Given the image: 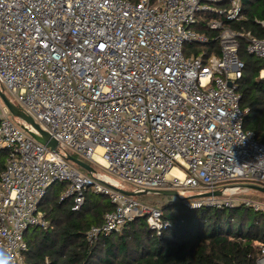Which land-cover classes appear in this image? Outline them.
<instances>
[{
    "label": "built area",
    "instance_id": "1",
    "mask_svg": "<svg viewBox=\"0 0 264 264\" xmlns=\"http://www.w3.org/2000/svg\"><path fill=\"white\" fill-rule=\"evenodd\" d=\"M206 15L224 19L208 27L221 54L187 57L186 45L211 41L196 30ZM244 19L242 0H0V91L58 143L55 152L35 141L0 96V149L10 152L0 261L26 264L25 233L49 228L41 203L56 184H66L60 200L73 211L90 189L114 206L88 232L91 244L141 216L159 235L171 227L161 209L115 189L175 191L191 210L244 205L264 214L234 199L248 191L238 184L264 187V144L244 128L239 37L262 60L264 38L227 25ZM67 154L97 173H80ZM215 191L223 196L201 197Z\"/></svg>",
    "mask_w": 264,
    "mask_h": 264
},
{
    "label": "trees",
    "instance_id": "2",
    "mask_svg": "<svg viewBox=\"0 0 264 264\" xmlns=\"http://www.w3.org/2000/svg\"><path fill=\"white\" fill-rule=\"evenodd\" d=\"M242 1L245 19L227 25L241 34L251 32L264 38V29L256 22H264V0ZM217 19L224 20L214 15L202 19L198 31L211 41L208 45H186L187 57L192 53L195 57L206 53V58L221 54L216 39L219 34L208 28L210 21ZM239 44V59L244 65L239 92L242 107L249 111L244 128L264 144V79L260 78L264 60L247 53L244 37H239ZM9 155V150L0 149V178ZM65 189L66 184L53 185L41 203L49 228H32L25 233L26 264H258L261 257L264 214L252 207L191 210L183 202H166L160 209L171 227L160 235L151 231L146 217L141 216L119 233L91 244L88 232L102 226L114 206L90 189L80 211H73L72 200H60Z\"/></svg>",
    "mask_w": 264,
    "mask_h": 264
},
{
    "label": "water",
    "instance_id": "3",
    "mask_svg": "<svg viewBox=\"0 0 264 264\" xmlns=\"http://www.w3.org/2000/svg\"><path fill=\"white\" fill-rule=\"evenodd\" d=\"M0 96H1L4 104L9 109L11 115L14 118L25 122L27 125L32 127L33 130H35L37 132V134H36L33 131H30L29 129L24 127L25 130L28 132V134L35 141H37L39 144L47 147L51 151H55V152L58 151V143L54 139H52L51 136L47 132L42 130L40 125L37 124L31 116L27 115L20 107L13 104L6 97V95L3 94L1 91H0ZM66 160L68 162H70L71 164L81 168L82 170H84L88 174H96L97 173V170L92 165L86 163L85 161H83V160H81V159H79L73 155L67 154ZM241 187H243L247 190H252V191L264 193V187H260L258 185L245 184V185H241ZM115 190L122 193L123 195H125L127 197L135 198V199H138V198L143 197V196L148 195V194H154V195H161V196H166V197L177 198L178 202H182V200L179 199L178 193L175 191L155 190V191H150L148 193H136V192L125 191V190H121V189H115ZM221 196H223L222 191H215V192L206 193V194L201 195V197H204V198L221 197Z\"/></svg>",
    "mask_w": 264,
    "mask_h": 264
},
{
    "label": "rangeland",
    "instance_id": "4",
    "mask_svg": "<svg viewBox=\"0 0 264 264\" xmlns=\"http://www.w3.org/2000/svg\"><path fill=\"white\" fill-rule=\"evenodd\" d=\"M73 167H75L80 173L86 174V172L84 170H82L81 168H79L75 165H73ZM238 185L241 186L243 184H238ZM126 189L130 190L129 187H126ZM234 199L236 201H238V203L249 202L251 204L264 207V193L248 190L244 193H240L239 195L235 196ZM138 200L140 203H142L143 205H145L147 207L160 209V208H162L163 203L174 202V201L176 202L177 198L148 194V195H145L143 197L138 198ZM253 218H254V216H251L252 220H253Z\"/></svg>",
    "mask_w": 264,
    "mask_h": 264
},
{
    "label": "clouds",
    "instance_id": "5",
    "mask_svg": "<svg viewBox=\"0 0 264 264\" xmlns=\"http://www.w3.org/2000/svg\"><path fill=\"white\" fill-rule=\"evenodd\" d=\"M0 264H6V261H0Z\"/></svg>",
    "mask_w": 264,
    "mask_h": 264
},
{
    "label": "crops",
    "instance_id": "6",
    "mask_svg": "<svg viewBox=\"0 0 264 264\" xmlns=\"http://www.w3.org/2000/svg\"><path fill=\"white\" fill-rule=\"evenodd\" d=\"M198 29H199V28H197L196 30H198ZM198 32H199V31H198ZM192 54H194V53H192ZM192 54H191V55H192ZM203 54H204V53H203ZM205 54H206V53H205ZM194 55H195V54H194Z\"/></svg>",
    "mask_w": 264,
    "mask_h": 264
}]
</instances>
